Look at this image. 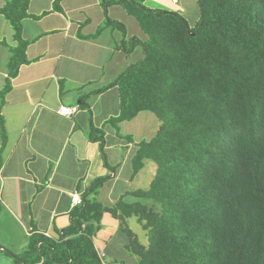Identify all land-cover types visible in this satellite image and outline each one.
<instances>
[{"label":"trees","instance_id":"1","mask_svg":"<svg viewBox=\"0 0 264 264\" xmlns=\"http://www.w3.org/2000/svg\"><path fill=\"white\" fill-rule=\"evenodd\" d=\"M29 3L0 6L16 42L9 78L27 63L22 22L31 17ZM197 4L199 17L192 23L184 14L148 8L143 0L100 3L105 16L121 7L145 36L133 38L128 48L124 41L114 45L126 56L140 47L143 59L107 87L117 88L120 108L109 123L116 126L144 111L161 122L132 159L134 175L148 160L156 164V175L148 189L131 192L159 208L123 200L105 206L96 194L108 177L98 178L71 210L59 238L33 234L13 264H104L105 254L94 245L104 213L130 237L126 247L137 264H264V0ZM106 19L124 37V25ZM10 88L7 79L1 104ZM92 135L104 157L102 131ZM0 138L2 150L7 133L1 116ZM131 217L146 231V245L129 229Z\"/></svg>","mask_w":264,"mask_h":264},{"label":"crops","instance_id":"2","mask_svg":"<svg viewBox=\"0 0 264 264\" xmlns=\"http://www.w3.org/2000/svg\"><path fill=\"white\" fill-rule=\"evenodd\" d=\"M8 1L0 0V6ZM120 8H109L105 16L99 0H30L31 17L22 22L27 63L15 78L8 77L7 65L16 42L10 23L0 16V92L7 79L11 87L3 104L0 98L7 133L2 150L0 138V264H13L33 234L58 239L71 221L70 195L83 198L98 178L108 177L96 194L101 204L136 201L129 191L141 189V170L135 175L132 170L141 142V128L135 124L141 113L110 124L120 113L119 94L116 87L107 88L134 64L130 56L135 50L126 56L114 48L125 41L127 31L118 39L102 32L81 37L94 35L107 17L134 28L133 18ZM181 10L195 18L194 9ZM8 31L12 45L3 39ZM131 36L140 37L136 29ZM61 106H78V111L67 118L58 113ZM93 130L102 131L104 157L91 139ZM107 215L101 219L102 240L94 238L97 252L105 254L103 263L137 264L119 221Z\"/></svg>","mask_w":264,"mask_h":264},{"label":"rangeland","instance_id":"3","mask_svg":"<svg viewBox=\"0 0 264 264\" xmlns=\"http://www.w3.org/2000/svg\"><path fill=\"white\" fill-rule=\"evenodd\" d=\"M99 2L101 3L102 0H99ZM143 5L148 7V8H151V9H160V10H165V11H169V12H177V13L182 11L181 10L182 7L185 6L187 8L194 9L195 13H196L195 18H193L192 14L190 12H186V14H184L185 16H187L188 19L191 20L190 22H192V23L195 22V19L197 17H199V7L197 4V0H176L175 2H173V0H143ZM118 10H121V8ZM87 15H88L87 17L91 18L92 20L94 19V15L92 13H87ZM105 21H107L106 18H105ZM131 22H133L134 28H132L129 24H128L129 29H127L125 27L126 31L128 32V36L126 37L127 40L125 39V41H124L126 48H128L130 46L131 41L133 40V38H135L132 36L129 37V35H132L133 29L134 30L136 29V31L140 35V37L137 36L138 39L141 40V38H143V33H142V31H139L141 29L139 28L136 20L133 18L131 20ZM101 32H102V34L108 35L110 38L114 37V39H118V36H120V35H122V37H123L121 30H118V28L114 27V25H110V27L107 26L106 22H104V24L102 25V31ZM4 35L5 36L3 39H5V42H8V44L12 45L11 44V38L9 37L10 31H8ZM144 39H145V37H144ZM116 41H118V40H116ZM1 50H4V52L7 53V51L5 49H1ZM130 58L134 64L137 63L138 61L142 60L143 59V53H142L141 48L137 47L135 49V51L131 54ZM137 122L138 123H135V124H138L141 128V130H140L141 142L148 141L151 137H153L155 135L156 131L161 126V122L159 121V119L156 118L153 113L148 112V111L141 112V116L139 117ZM156 169H157V167H156V164L154 162H152L150 160L144 162V167L141 169L139 179H138V180H140V183H141V190L148 189L152 179L156 175ZM131 192H133V191H129V195H132ZM135 200H136L135 202H139L143 205H148L149 207L154 205L151 201H148V200L137 199V198H135ZM131 201H132L131 198H125V202L128 203ZM155 205L157 208H159V206L157 204H155ZM107 217H108V219L112 218V216H110V215H107ZM127 225L129 227V229L132 231L133 235L137 238V241L143 245H146V243H147L146 231H144L142 229L141 225L137 222V219L135 217H131V218L127 219ZM106 228H107V226L104 225L102 230H104ZM122 235L124 236V238H127L128 241H130V237L128 236V234L125 231L122 233ZM102 236H104V232H102L100 229L97 232V234L95 235V239L98 238L97 241H100V240H102Z\"/></svg>","mask_w":264,"mask_h":264},{"label":"built area","instance_id":"4","mask_svg":"<svg viewBox=\"0 0 264 264\" xmlns=\"http://www.w3.org/2000/svg\"><path fill=\"white\" fill-rule=\"evenodd\" d=\"M77 111H78V107L67 108V107L61 106L58 110V113L62 116H65V117H71ZM70 198H71V207H73V208L82 203V199L78 193H72L70 195ZM101 256H103V255L101 254Z\"/></svg>","mask_w":264,"mask_h":264},{"label":"clouds","instance_id":"5","mask_svg":"<svg viewBox=\"0 0 264 264\" xmlns=\"http://www.w3.org/2000/svg\"><path fill=\"white\" fill-rule=\"evenodd\" d=\"M74 107H78V106H74ZM68 108V107H67ZM71 108V107H70ZM65 117V116H64ZM67 118H69V117H67ZM81 197V196H80ZM82 199V198H81Z\"/></svg>","mask_w":264,"mask_h":264}]
</instances>
